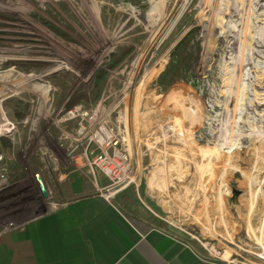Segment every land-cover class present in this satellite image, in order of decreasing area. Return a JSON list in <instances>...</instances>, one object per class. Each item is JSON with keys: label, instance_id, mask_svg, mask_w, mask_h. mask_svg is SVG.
<instances>
[{"label": "rangeland", "instance_id": "374dc122", "mask_svg": "<svg viewBox=\"0 0 264 264\" xmlns=\"http://www.w3.org/2000/svg\"><path fill=\"white\" fill-rule=\"evenodd\" d=\"M6 123L12 202L50 211L77 177L205 258L264 264V0H0ZM104 128L130 151L118 187L89 166Z\"/></svg>", "mask_w": 264, "mask_h": 264}, {"label": "crops", "instance_id": "0c3cea01", "mask_svg": "<svg viewBox=\"0 0 264 264\" xmlns=\"http://www.w3.org/2000/svg\"><path fill=\"white\" fill-rule=\"evenodd\" d=\"M57 182L64 202L46 212L0 193V264H221L132 223L108 191L85 194L77 177Z\"/></svg>", "mask_w": 264, "mask_h": 264}, {"label": "built area", "instance_id": "2783aa9c", "mask_svg": "<svg viewBox=\"0 0 264 264\" xmlns=\"http://www.w3.org/2000/svg\"><path fill=\"white\" fill-rule=\"evenodd\" d=\"M1 128L0 138L9 139L14 131L13 125L6 123ZM91 142L97 146L99 153L89 166L98 169L113 187L121 186L129 181L130 151L127 145L114 135V131H108L106 128L99 129ZM7 183L8 175L0 173V193L6 191Z\"/></svg>", "mask_w": 264, "mask_h": 264}, {"label": "water", "instance_id": "95a60500", "mask_svg": "<svg viewBox=\"0 0 264 264\" xmlns=\"http://www.w3.org/2000/svg\"><path fill=\"white\" fill-rule=\"evenodd\" d=\"M39 178H40V181H41V183L43 185V188L45 190L46 195L51 197L52 196V191H51V188L49 186V183H48V180H47L46 176L43 173H41L39 175Z\"/></svg>", "mask_w": 264, "mask_h": 264}, {"label": "bare ground", "instance_id": "6f19581e", "mask_svg": "<svg viewBox=\"0 0 264 264\" xmlns=\"http://www.w3.org/2000/svg\"><path fill=\"white\" fill-rule=\"evenodd\" d=\"M4 130H6V128H4ZM0 132H2V128L0 129ZM175 135H173L174 137H178V136H181L179 132L177 131H174ZM254 207H255V200H252V203H251V206H250V210L253 211L254 210ZM264 228V221H263V226H262V229ZM258 242L260 244H262V236L260 239H257ZM262 257L264 258V249H263V255Z\"/></svg>", "mask_w": 264, "mask_h": 264}]
</instances>
